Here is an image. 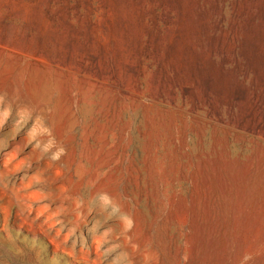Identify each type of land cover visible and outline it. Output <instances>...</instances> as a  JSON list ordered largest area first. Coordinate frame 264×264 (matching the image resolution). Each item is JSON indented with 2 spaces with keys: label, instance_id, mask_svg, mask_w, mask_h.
Returning a JSON list of instances; mask_svg holds the SVG:
<instances>
[{
  "label": "rangeland",
  "instance_id": "obj_1",
  "mask_svg": "<svg viewBox=\"0 0 264 264\" xmlns=\"http://www.w3.org/2000/svg\"><path fill=\"white\" fill-rule=\"evenodd\" d=\"M0 264H264V0H0Z\"/></svg>",
  "mask_w": 264,
  "mask_h": 264
}]
</instances>
